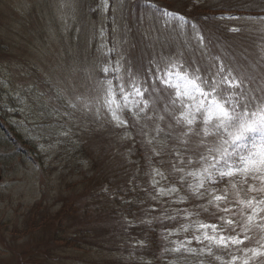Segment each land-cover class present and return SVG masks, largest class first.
I'll list each match as a JSON object with an SVG mask.
<instances>
[{
  "label": "rangeland",
  "instance_id": "rangeland-1",
  "mask_svg": "<svg viewBox=\"0 0 264 264\" xmlns=\"http://www.w3.org/2000/svg\"><path fill=\"white\" fill-rule=\"evenodd\" d=\"M204 8L209 10L201 12ZM165 10L185 21L164 16ZM198 36L204 37L203 44ZM117 61L119 74L103 71L115 68ZM173 61L190 73L200 69L204 77L215 76L223 64L243 77L237 98L249 102L264 97V0H0V264H225L232 257L235 264L245 259L257 264L260 257L249 249L264 251V229L252 227L245 233L221 217L243 224L251 210L244 209L242 217L238 200L261 198L259 194L248 192L239 176L206 182L201 198L188 187L191 177L181 184L183 173L172 164L181 166L175 151L184 152L177 138L183 129L163 111V99L147 112L152 119L142 113L137 121L126 111L127 127H117L98 102L101 81L111 79L115 86L120 75L126 82L125 70L131 69L147 86L157 66L164 69ZM156 87L165 86L157 81ZM160 95L152 93V99ZM159 115L165 119L160 121ZM156 124L164 129L159 135ZM187 139L189 149L204 139L197 151L209 162L218 157L208 152L220 146L217 137ZM189 157L194 163L184 166L185 171L204 166L193 152H185L184 159ZM154 168L164 178L154 177ZM173 186L179 191L159 194V188ZM213 189L218 195L227 189V200L219 204L229 212L208 204ZM128 192L142 207L128 220L121 212L120 218L109 219L104 205L119 209ZM182 196L197 203L178 202ZM205 206L214 221L204 219ZM177 214L183 223L165 231L171 238L166 254L152 256L139 230L158 226L153 219ZM196 221L249 239L216 248L203 240L205 230H198ZM183 225H191L188 233L181 231ZM116 233H121L120 242L114 246ZM67 236L76 240L71 243ZM181 244L179 252L173 251ZM209 246L214 255H208Z\"/></svg>",
  "mask_w": 264,
  "mask_h": 264
},
{
  "label": "snow or ice",
  "instance_id": "snow-or-ice-1",
  "mask_svg": "<svg viewBox=\"0 0 264 264\" xmlns=\"http://www.w3.org/2000/svg\"><path fill=\"white\" fill-rule=\"evenodd\" d=\"M163 15L178 19L182 23L185 21V17L167 10L164 11ZM221 19L236 18L221 17ZM230 30L238 31L236 28ZM198 39L203 44L204 37L198 36ZM121 70L122 66L119 61H117L115 68H103L105 73L112 71L119 74ZM125 72L127 75L126 82L124 77L120 75L115 77L119 81L115 86L111 79L100 82L103 96L98 102L107 109L111 115V120L115 122L117 127H127L128 120L124 118L126 111L137 121L141 118L142 113L145 114L146 119H152L146 115L147 112L155 109L157 100L163 99L165 102L163 111L171 116L177 126H181L183 129L177 138L180 139L182 145H185L184 152L175 151V157L181 166L173 163L172 167L174 171L183 173L179 178L181 184L184 183L186 177L193 179L194 182L188 185L193 195L201 198L204 195L201 189L205 188L206 182L215 184L217 178L223 180L225 177L235 176L242 177L239 183L247 184L248 192L264 194V97H254L249 102H243L242 99L237 98L236 90L242 89L243 85L242 76L234 75L232 69L226 70L225 66L221 64L217 67L215 76L204 77L200 74V69L190 73L182 63L173 61L164 69L157 66L152 73L155 78L153 83L145 86L147 82L141 79L139 72H134L131 69H126ZM157 81L165 87L158 89L156 87ZM149 88L152 89V93L159 92L161 95L152 99ZM117 93H119V98H117ZM146 93H148L147 98ZM239 95H243L242 91ZM177 111L179 114L175 115ZM97 113H99V108H97ZM158 119L163 121L165 117L159 115ZM154 131L159 135L164 129L156 124ZM190 136L217 137L221 141L220 146L209 148L208 152L210 154L217 152L218 157L212 156L211 162H209L207 156L197 151L200 145L204 144V139L198 141L196 149H189L187 147L189 139L187 138ZM147 143L151 145L153 140L149 139ZM152 150L157 156L160 155V152H157L155 148ZM189 151L197 155L199 160L204 162V166L196 170L185 171L184 166L194 163L191 157L187 160L184 159V153ZM153 173L154 177L164 178V173L159 169L154 168ZM250 181L259 182V186L257 187ZM157 183L158 181L153 178V185ZM236 187L237 184L232 183V188L236 189ZM158 191L161 196H164L176 193L179 189L175 186L168 189L161 187ZM226 193L227 189H225V195H218L213 189L208 204H214L220 209L219 202L227 200ZM237 196H239L238 192ZM185 199L186 197L182 196L178 202H183ZM238 203L243 206L241 208L242 217L244 209H250V214L247 215L243 224L221 217L225 224L240 227L241 231L245 233L250 231L252 227L264 229V215H260V213H264V198L251 196L248 199H239ZM220 210L225 213L230 211L229 208ZM205 211H207L206 206ZM258 220L260 222H257ZM197 224L198 230H205L203 240H207L209 245L216 248L227 249L231 245L243 244L244 240L249 239L247 235L241 239L239 232L235 235H225L223 234L224 229L218 230L216 224L203 222H197ZM189 227L190 225H183L185 231ZM208 229H211L212 234H209ZM232 231L235 232L236 228L232 227ZM194 239L200 242L201 236L197 235ZM211 246L207 248L208 255H214ZM182 247L183 244L173 251L179 252ZM186 250L195 251L191 248ZM249 251L252 252L253 257L264 255V251L260 249H249ZM215 259L222 260V257L217 255ZM236 259V257H232V260L225 262V264H235ZM243 264H249L248 259L243 260Z\"/></svg>",
  "mask_w": 264,
  "mask_h": 264
},
{
  "label": "trees",
  "instance_id": "trees-1",
  "mask_svg": "<svg viewBox=\"0 0 264 264\" xmlns=\"http://www.w3.org/2000/svg\"><path fill=\"white\" fill-rule=\"evenodd\" d=\"M211 9V8H210ZM209 9H200L201 12H206L208 11ZM106 149V148H105ZM104 149V150H105ZM128 190V189H127ZM129 193V192H128ZM131 195L132 194H128V195H125V199L123 200V203H122V206L119 208V209H116L114 207V204H105L104 207H106V211L110 214V216H108L109 219L113 220V217H114V220H116L117 218H120L118 217V213L121 212V216H125V218L127 219L128 217L126 216H130L133 214L134 210L139 208L141 205L140 203H138V200L137 199H133V197L131 198ZM101 201L103 202V198H101ZM189 204H192V205H195L197 202L196 201H192L191 199L189 200L188 202ZM142 207V206H141ZM127 211V213H126ZM203 211L202 210V214H203ZM86 214H89V212H85ZM206 214V220H211L209 219V215H210V212L209 210H207L206 212H204ZM201 214V216H202ZM162 219V220H161ZM213 219V218H212ZM113 220V221H114ZM128 220V219H127ZM138 220H141L143 221L144 219L139 218ZM146 220V219H145ZM151 220V218H150ZM179 220L178 216L175 215L174 217H171V216H166V217H160L158 220H155L153 219V221H155L158 226L156 227H152L151 229H148L146 228L147 230H139L138 232V236L139 235H143L145 237V241H146V246L148 248H151L152 251L150 252V254L152 256H155V257H159V256H164L166 254V250L168 249V246L165 247V242L167 243V240L165 238V235H164V230L170 226L171 224H175L177 221ZM163 221V222H161ZM128 222V221H127ZM161 222V223H160ZM154 224V223H152ZM155 226V225H154ZM122 230V229H121ZM128 232L131 231V229L128 227ZM121 233H116L112 240H114V246H116V244L118 242H120L119 239V236H120ZM118 235V236H117ZM117 236V237H116ZM69 239H70V242L72 243V240H76L73 236H67ZM69 239L65 242H69ZM97 241V240H96ZM70 242L68 244H70ZM98 242V241H97ZM75 244V243H73ZM94 244H97V243H94ZM93 244V245H94ZM76 245H78V243H76ZM165 247V248H164ZM120 248V247H119ZM164 248V249H163ZM149 253H147L146 256H148ZM102 264H105V263H102Z\"/></svg>",
  "mask_w": 264,
  "mask_h": 264
},
{
  "label": "water",
  "instance_id": "water-1",
  "mask_svg": "<svg viewBox=\"0 0 264 264\" xmlns=\"http://www.w3.org/2000/svg\"><path fill=\"white\" fill-rule=\"evenodd\" d=\"M1 179H2V175L0 174V181H1Z\"/></svg>",
  "mask_w": 264,
  "mask_h": 264
}]
</instances>
